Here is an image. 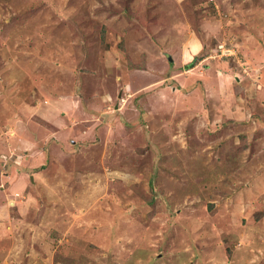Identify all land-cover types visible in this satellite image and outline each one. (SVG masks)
<instances>
[{
  "label": "rangeland",
  "instance_id": "obj_1",
  "mask_svg": "<svg viewBox=\"0 0 264 264\" xmlns=\"http://www.w3.org/2000/svg\"><path fill=\"white\" fill-rule=\"evenodd\" d=\"M0 264H264V0H0Z\"/></svg>",
  "mask_w": 264,
  "mask_h": 264
},
{
  "label": "crops",
  "instance_id": "obj_2",
  "mask_svg": "<svg viewBox=\"0 0 264 264\" xmlns=\"http://www.w3.org/2000/svg\"><path fill=\"white\" fill-rule=\"evenodd\" d=\"M194 48V47H193ZM200 50V47L198 48V50L197 49H195V50H191V48H190V50H188V51H185L186 53H185V55H184V61H185V67L187 66V65H189L190 63H192L191 61L193 60V58H194V56L198 53V51ZM193 51V54H191V52ZM197 51V52H196ZM193 66V65H192ZM192 66H190V68L192 67ZM204 66H205V68H208L205 64H204ZM171 88V87H170ZM174 89V88H173ZM163 90H165L164 88H163ZM165 91H167V89L165 90ZM35 172V171H34ZM34 175V178H35V176H36V173H34L33 174ZM33 177V176H32ZM32 177L30 176L29 178L30 179H32ZM21 188V187H20ZM18 190V189H17ZM22 209L23 208H21L20 207V205H18L17 204V209H16V211L17 212H19V211H22Z\"/></svg>",
  "mask_w": 264,
  "mask_h": 264
},
{
  "label": "trees",
  "instance_id": "obj_3",
  "mask_svg": "<svg viewBox=\"0 0 264 264\" xmlns=\"http://www.w3.org/2000/svg\"><path fill=\"white\" fill-rule=\"evenodd\" d=\"M233 59V58H232ZM229 60H231V59H229ZM194 61V60H193ZM193 65V62L192 63H190L189 65H187L186 66V68H189L190 66H192Z\"/></svg>",
  "mask_w": 264,
  "mask_h": 264
},
{
  "label": "built area",
  "instance_id": "obj_4",
  "mask_svg": "<svg viewBox=\"0 0 264 264\" xmlns=\"http://www.w3.org/2000/svg\"><path fill=\"white\" fill-rule=\"evenodd\" d=\"M227 53V52H226Z\"/></svg>",
  "mask_w": 264,
  "mask_h": 264
}]
</instances>
